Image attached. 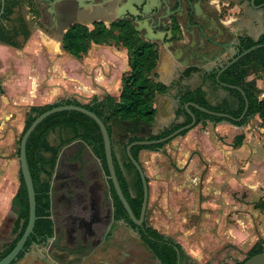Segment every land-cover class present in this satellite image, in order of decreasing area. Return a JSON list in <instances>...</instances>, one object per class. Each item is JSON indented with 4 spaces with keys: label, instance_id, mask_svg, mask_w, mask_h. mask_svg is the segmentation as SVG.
Returning a JSON list of instances; mask_svg holds the SVG:
<instances>
[{
    "label": "trees",
    "instance_id": "obj_1",
    "mask_svg": "<svg viewBox=\"0 0 264 264\" xmlns=\"http://www.w3.org/2000/svg\"><path fill=\"white\" fill-rule=\"evenodd\" d=\"M246 1L249 2L250 0ZM263 4L264 0H255L256 6ZM29 5L33 13H35L31 1ZM18 6V0H4L3 5L0 0V44L16 49H20L30 36L25 21L20 15H16ZM19 38L22 39V43L19 41ZM262 44H264V32L256 41L247 36L239 37L238 49L242 53L255 45ZM92 45L106 47L113 45L114 47H121L126 50L129 72L122 77V87L119 96L115 98L106 95L102 99L93 98L87 104H82L75 99H67L52 105L31 107L26 115L21 136L36 117L53 107L75 105L94 113L106 127L111 142L115 174L123 196L136 218L140 214L143 191L138 173L126 156L125 151L128 145L136 141L158 140L180 127L188 125L191 122V118L183 109V106L188 102L213 112L228 114L234 119H237L244 110L245 99L247 100V113L239 123L211 117L195 109H191V112L196 118L195 127L204 121H209L214 124L228 122L240 127L257 115L261 119H264V99L259 100V96L264 93V88L261 90L257 85L258 80H261L264 85V47L243 57L219 76L220 83L239 88L244 96L235 89H226L218 86L215 82L216 74L207 76L206 78L215 88L228 93L229 99H225L217 105H211L206 98V93L203 91L202 86L194 90L181 92L178 95L179 104L176 109V116L182 117L183 122L173 124L169 129L158 135H152L151 129L155 117V96L163 95L167 92V87L156 83L151 78L158 60L157 45L141 40L132 25L125 20L112 22L108 26L102 22H95L91 28L81 24H74L68 28L61 39L62 50L76 60H81L83 56H86ZM197 71L198 69L195 67L186 69L182 78L188 77ZM0 94H3L1 85ZM53 132L59 134L61 146L77 140L81 142L80 146L87 145L96 158V160H91V162L93 161L91 164L96 165V161L98 160L104 169L107 170L100 130L96 123L89 117L77 112H60L46 118L40 123L29 137L26 145V159L35 190L37 217L35 230L39 231V233H50V223L42 218L44 208H41V206L47 208V202L43 203L44 196L38 189L40 187L38 174L45 163L44 155L49 154L51 156L47 160V163L53 165L60 150V148L52 147L49 144L48 138ZM187 132L179 136H185ZM242 138L243 136H239L235 139V147L241 145ZM170 142L157 146H136L131 149V155L138 162V154L142 150L163 149ZM115 148L120 149V156L123 163L121 167L116 159ZM80 154L85 155L83 150H80ZM125 173L135 174L132 185L127 183L124 176ZM110 186L115 218L117 220L124 219L127 223L132 224L123 206L116 197L111 183ZM13 204L22 213V216L27 218L28 198L23 181L19 192L13 200ZM140 233L143 244L152 252L160 264L185 263L187 258L185 252L172 238L166 237L152 227L144 228ZM262 244L263 241L255 244L249 251L247 258L263 252L264 248ZM14 245L15 243L10 246V249Z\"/></svg>",
    "mask_w": 264,
    "mask_h": 264
},
{
    "label": "crops",
    "instance_id": "obj_2",
    "mask_svg": "<svg viewBox=\"0 0 264 264\" xmlns=\"http://www.w3.org/2000/svg\"><path fill=\"white\" fill-rule=\"evenodd\" d=\"M18 1L16 15L23 18L30 36L20 49L0 44V85L3 91V94H0V134L8 130V138L12 137L13 141L16 132L24 129L29 108L52 105L67 99L78 101L77 95L82 94L88 101L93 98L102 99L106 95L117 98L122 87V77L129 72L127 62L124 66L120 60L123 53L116 51L119 48L92 45L88 54L81 60L71 57L62 50L61 39L72 24L61 26L58 17L54 15V5L50 6L46 0ZM30 1L36 14L30 8ZM133 1L138 0H81L87 18L81 22L76 21L73 25L91 27L95 22H102L108 26L112 22L122 20L126 12L132 16L140 15L137 10L132 9L130 4ZM159 2L160 0L147 2L148 7L144 9V13L149 12ZM207 6L213 13L210 16L205 14L203 29L197 31L184 25L176 37L171 28H167L168 25L162 28L154 23L153 18L143 16L141 19H135L134 26L140 30V36L149 38L151 43L157 45L158 60L152 72L155 82L169 88L179 81L188 66L203 68L199 63L193 65L191 61L198 59L200 55L205 57V52H208L205 35L211 39L217 38V43H228L237 35L255 40L264 32L262 9H252L246 0H208ZM223 10H227V17L221 15ZM208 20L213 21L214 29L206 27ZM19 41L22 43L21 38ZM121 49L126 53L125 49ZM228 52L222 57L223 62L228 59ZM125 55L127 56V53ZM64 58L71 62L75 60L79 64L66 69L61 61ZM196 80L192 77L183 79L180 83L181 90L196 89L200 86L194 83ZM203 89L211 105L220 103H217V96L211 100V89L208 86ZM176 92V89H172L166 94L155 96L152 135H158L173 124L183 122L182 117L176 116L179 104ZM212 125L217 127V124ZM196 139L195 136L192 137V133H188L172 140L167 148L177 147L179 153H189L198 147ZM163 152L166 154L165 147L139 152L138 161L146 175L154 161L160 163L166 159ZM115 154L120 158L119 148L115 149ZM198 161L199 158L195 161L191 158L187 165L185 161L175 169L186 170L189 167L188 170H193Z\"/></svg>",
    "mask_w": 264,
    "mask_h": 264
},
{
    "label": "flooded vegetation",
    "instance_id": "obj_3",
    "mask_svg": "<svg viewBox=\"0 0 264 264\" xmlns=\"http://www.w3.org/2000/svg\"><path fill=\"white\" fill-rule=\"evenodd\" d=\"M54 1V15L58 17L61 26L73 25L74 22L87 18V12L84 4L80 2L81 0ZM206 1L208 3V0ZM207 3L205 0H160L159 3H156L155 12L150 10L145 14L143 9H137V11L140 14L138 15L140 19L143 16L153 18L154 23L159 24L160 27L170 24L176 37L184 25L197 31L203 29L205 14L210 16L213 13ZM130 19L137 18L126 12L122 20L129 22ZM206 22V27L215 28L213 21ZM241 36L243 35L234 36L231 38L233 40L228 42L235 50H238L235 44L239 43ZM212 40L217 42L215 37ZM205 53V57L200 55L198 59L195 58L191 61L193 65L199 63V66H203V68H197V72L184 78H182L183 72L179 81L167 88V92L176 89L178 98L181 92L186 91L181 90V81L191 77L200 80L202 89L204 86H208L210 89L215 88L206 77L217 72V49L213 47L210 52ZM230 56L229 51L228 61L231 59ZM205 58L207 60H204ZM190 68L194 67L188 66L186 69ZM8 133V130H4L0 134V146L2 145L0 147V163L5 162L6 169L10 167V171L15 155H13V140L12 137L8 138ZM56 133L53 132L50 136ZM57 135L59 137L58 133ZM49 144L52 147L60 148V150L53 165L47 163L51 156L44 155L45 163L38 174L40 182L38 189L44 196L43 203L47 202V208L44 206L41 208H44L42 218L50 223V233H39L35 230L34 225L33 232L24 244L17 260L11 264H160L141 239L140 231L151 227L149 225L150 209H148L151 190L148 176L139 161L146 177L149 197L142 225L135 226L130 221L132 226L124 219L117 220L115 218L108 170H105L98 160L96 165L91 164L93 162L91 160H96V158L87 145L80 146L81 142L77 140L61 146L60 138L54 142L49 141ZM80 150H83L85 155H81ZM116 159L121 167L123 164L121 156ZM170 164L173 167L172 163ZM1 170L2 166H0V172ZM18 173L19 183L15 191L10 175L9 179L7 176L5 178L6 186H3L2 182L0 183V260L15 247L28 223L29 204L27 218L23 217L13 204L23 181L20 169ZM124 176L127 183L132 185L135 174L125 173ZM13 243L15 245L10 249ZM142 248L144 252L141 251ZM9 249L10 251L1 258Z\"/></svg>",
    "mask_w": 264,
    "mask_h": 264
},
{
    "label": "rangeland",
    "instance_id": "obj_4",
    "mask_svg": "<svg viewBox=\"0 0 264 264\" xmlns=\"http://www.w3.org/2000/svg\"><path fill=\"white\" fill-rule=\"evenodd\" d=\"M156 9L150 10L155 12ZM221 15L227 17V10ZM135 17L139 18L138 15ZM167 28H171L170 24ZM139 37L145 41V37L140 34ZM114 48L123 53L120 60L125 66L126 53L121 47ZM61 61L66 69L79 64L65 58ZM194 83L201 82L197 79ZM257 85L261 90L264 88L261 80ZM83 95H77L78 101L87 104L89 101ZM210 96L212 101L215 99L212 97L217 96V103L229 99L228 93L220 89H211ZM263 99L264 93L259 96V100ZM16 133L12 171H9L11 164L6 169L5 162L0 163V183L6 186L5 178L9 179L10 175L14 191L19 183L17 152L22 130ZM188 133L197 138L195 151L179 153L177 147L167 148L170 142L165 146V152L174 168H179L185 161L187 165L192 155L195 161L199 155L201 159L193 170H188L189 167L185 171L174 169L166 156L165 160L154 161L148 168L149 225L182 247L187 256L184 264L241 263L258 242L263 241L264 248V119L257 115L240 127L228 122L217 123L216 127L208 121L186 135ZM239 136H243L242 143L235 147V139ZM58 138L56 133L49 140L54 142Z\"/></svg>",
    "mask_w": 264,
    "mask_h": 264
},
{
    "label": "water",
    "instance_id": "obj_5",
    "mask_svg": "<svg viewBox=\"0 0 264 264\" xmlns=\"http://www.w3.org/2000/svg\"><path fill=\"white\" fill-rule=\"evenodd\" d=\"M50 3V6L54 5V0H46ZM2 5L4 3V0H1ZM147 2H151L152 0H138V1H133L131 5L132 9L137 10H144L147 7ZM152 5V4H151ZM249 5L252 9L255 10H260L262 8H264V4L263 5H259L256 6L255 5V0H250L249 1ZM132 26L133 29L139 33V29H137L132 21H129ZM263 27H264V22H263ZM150 31V30H149ZM205 34V33H203ZM206 49L208 50V52H210V50L214 47L216 48L218 51V57H217V72H216V77H215V82L217 83L218 86L222 87V88H226V89H235L237 91H239L243 96V92L237 88V87H233L231 85H227L224 83H220L219 82V76L226 71L227 69H229L233 64L237 63L239 60H241L243 57L247 56L248 54H250L251 52L260 49L262 47H264V44L262 45H255L251 48H249L248 50L243 51L242 53H240L239 49L235 50L234 48H232V44L230 43H217L214 42L211 38H209L208 36H206ZM143 38V37H141ZM145 41L151 42V40L149 38H143ZM257 39H255L254 41H256ZM237 47L239 45L235 44ZM230 51V57L231 59H229V61H225L224 63L222 62V57L226 56L227 52ZM164 86V85H163ZM184 111L190 116L191 118V122L188 125L182 126L179 129L171 132L169 135L160 138L158 140H154V141H136L131 143L130 145L127 146L126 148V156L128 158V160L131 162V164L134 166L135 170L138 172L140 180H141V184H142V191H143V198H142V205H141V210H140V215L139 218L137 219L134 214L132 213L127 201L125 200L124 196H123V192L120 188L119 182L117 180L116 174H115V169H114V164H113V156H112V149H111V142H110V138L108 135V132L106 130L105 125L103 124V122L92 112L86 110L83 107L80 106H75V105H62V106H58V107H53L52 109L42 113L41 115H39L38 117H36L34 119V121L31 123V125L25 130V132L23 133V135L20 138L19 141V145H18V160H19V169H20V174L21 177L23 179L26 191H27V196H28V204H29V217H28V223H27V227L23 233V235L21 236L20 240L17 242V244L15 245V247L11 250V252L6 255L2 260H0V264H11L14 261L17 260V257L19 255V253L21 252L24 244L26 243L27 239L29 238V236L32 234L33 232V228L36 222V202H35V192H34V187H33V182H32V178L29 172V167L27 164V159H26V145H27V141L29 139V137L31 136V134L33 133V131L36 129V127L42 123L46 118L60 113V112H77L80 113L82 115H85L87 117H89L91 120H93L96 125L98 126L101 136H102V140H103V145H104V155H105V161H106V166H107V170L109 173V179L111 181L113 190L115 192L116 197L118 198V200L120 201L121 205L123 206L129 220L135 225V226H141L144 218H145V214H146V209H147V205H148V197H149V189H148V185H147V181H146V177L144 175V172L142 170L141 165L133 158V156L131 155V149L133 147L136 146H141V147H147V146H157V145H162V144H166L172 140H174L176 137H178L180 134L190 131L192 130L195 125H196V118L195 115L191 112V109H195L198 112L211 116V117H216V118H221L224 120H230L233 122H241L246 113H247V109H248V104H247V100L245 99V107L244 110L242 112V114L240 115L239 118L234 119L233 117H231L228 114H223V113H217V112H213L210 111L208 109H205L203 107H200L194 103L188 102L183 106ZM163 155H165L169 162L172 163L171 158L165 154L163 152ZM193 156V155H192ZM192 156L189 158V160H191ZM197 157L199 159H201V157L199 155H197ZM241 264H264V251L260 252L258 254H255L249 258H247L245 261H243Z\"/></svg>",
    "mask_w": 264,
    "mask_h": 264
}]
</instances>
